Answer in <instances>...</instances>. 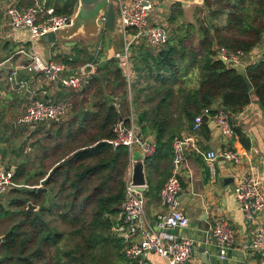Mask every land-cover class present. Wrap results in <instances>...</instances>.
<instances>
[{"label": "trees", "instance_id": "trees-1", "mask_svg": "<svg viewBox=\"0 0 264 264\" xmlns=\"http://www.w3.org/2000/svg\"><path fill=\"white\" fill-rule=\"evenodd\" d=\"M75 2L49 0L48 4L57 14H72ZM203 6L202 19L181 25L178 20L184 7L172 4L167 21L177 27L168 26V43L159 49L149 45L133 49L141 56L136 55L134 65L147 80L145 85L135 86L130 93L119 60H100L96 74L78 91L81 99L74 110L83 111L69 122L67 138L52 147L37 140L30 165H8L16 166L13 180L26 183L10 187V197L6 195L9 190L0 194V223L6 220L5 231L0 232V264L130 261L123 239L111 230L110 215L119 212L125 196L131 151L125 146L115 148L108 140L115 136L121 119L130 123L134 108L141 132L154 135L158 142L156 153L146 158L147 194L153 196L160 194L172 174L174 138L193 126L197 115H214L225 107L234 117L251 103L253 94L264 109V0H204ZM195 28L200 35L198 46L192 41ZM215 45L247 54L260 46L261 52L242 72L236 65L215 59ZM238 134L249 147L240 130ZM47 158H53L51 164L56 165L43 181L49 191L38 192L37 185L47 174ZM29 202L39 208L29 210ZM59 223L71 226L68 235Z\"/></svg>", "mask_w": 264, "mask_h": 264}, {"label": "built area", "instance_id": "built-area-1", "mask_svg": "<svg viewBox=\"0 0 264 264\" xmlns=\"http://www.w3.org/2000/svg\"><path fill=\"white\" fill-rule=\"evenodd\" d=\"M78 1V0H77ZM146 0H110L116 10V25L124 38L123 52L117 55L119 66L124 70L128 81L131 78L130 47L139 38H145L150 46L155 49L165 46L170 39V30L164 23L150 21L151 12L156 1ZM49 0H34L30 6L20 9L17 6H6L3 15L7 23L16 31H27L31 42H36L50 32H56L68 26L74 16L72 14H57L55 8L48 4ZM104 19V17H102ZM105 28V27H104ZM19 53L30 57L27 63H19L10 80H16L15 75L19 70L29 73L41 74L45 81L51 84L81 90L88 79L98 70L99 63L85 64L78 69H73L60 61H45L33 49H20ZM247 53L242 50H230L226 47H217L215 59L222 60L228 65H244ZM130 82V81H129ZM17 90L27 88L28 82L16 80ZM72 104L66 102H50L33 98L16 119L18 125H37L39 123L58 124L71 111ZM204 112L194 119V131L200 129ZM218 129L226 139L238 137L233 124V116L223 107H219L213 115ZM127 124L121 119L115 127V136L108 140L113 147H127L130 151L133 146L142 148L146 158L153 156L158 149V142L154 135H145L135 121L134 112L131 110ZM172 174L161 189L160 196L163 209L157 214L155 224L152 225L147 217V191L148 186L138 187L132 184L133 168L125 181V196L119 206V216L112 231L122 238L125 243V256L135 264H149L148 255L155 252L162 256L168 264H192V257L196 251V241L185 234L184 230L191 224V217L183 208L180 199L182 191L179 178L180 171L185 163L186 149L197 148L193 136H177L173 140ZM255 152H259L255 149ZM211 169L213 163L219 158L246 168L242 171L235 187L236 200L244 213L247 222L256 223L259 216L263 221L257 225L256 232L250 248L264 262V174L253 162V155L248 150L224 148L221 151L210 150L205 153ZM13 168H0V194L7 191L14 184ZM40 186V185H39ZM207 233L217 241L220 248V258L227 257L228 252L235 243L236 231L231 227L225 217H220L214 225H210Z\"/></svg>", "mask_w": 264, "mask_h": 264}, {"label": "crops", "instance_id": "crops-1", "mask_svg": "<svg viewBox=\"0 0 264 264\" xmlns=\"http://www.w3.org/2000/svg\"><path fill=\"white\" fill-rule=\"evenodd\" d=\"M24 1H28L29 4H25ZM30 1L31 0H0V46L3 45L2 49H0V118L2 123L8 121L11 118V115L14 112H10L12 109H21V111L23 110L22 112H24L26 106L33 98L50 102L68 101L72 105L73 101H78L81 99V96L78 92L79 90L77 91L70 89L59 84L48 83L41 74L29 73L26 70H19L15 75V78L16 80L22 79L28 82L27 88L23 90H17L14 84L16 80H10V76L19 63H27L30 61L29 56L19 53L20 49L24 48L29 50L34 48L45 61L52 60L64 62L67 66L73 69H78V67L92 62L99 63L100 60L103 61V59H118L117 55L123 52L124 49L123 36L119 31L114 33L112 30L110 31L112 32L109 38L110 41L108 39L109 43L105 45H103L102 41L100 40L101 42L96 44V46L89 45L83 47L78 43V39H75V44H70L68 41H57L55 43L45 42L42 38L36 42H31L29 40L27 31H16L7 23L2 10L4 7L9 5L24 9L31 5ZM75 3L76 10L78 1L76 0ZM203 4L204 3L200 4V6H203ZM202 17L195 13L193 18L195 21ZM163 18L165 20L167 17ZM226 19L227 15L222 17L221 22H226ZM166 23L167 22L165 21L164 25H167ZM98 36L99 34L95 37L96 41ZM85 37L86 36L84 35H79L77 38ZM142 45H149L145 38L136 39V41H134L130 47V63L132 71L131 78L129 80L130 82L128 84L129 90H131L130 93H132V89H134L135 86L141 87L147 83V80H145L144 76L136 72L134 65L135 57L138 55V53H133V49L136 51ZM150 48L153 47L150 46ZM260 52L261 47H256L251 53L247 54L245 57V63L248 65L254 62L259 57ZM138 57L141 56L138 55ZM6 61L8 62L6 65H4ZM236 66H238L242 72L246 68V66L242 64ZM145 94L146 92L141 93L140 98L143 99ZM130 98L132 99V94L130 95ZM82 111V109H78L76 112L73 110L71 120L74 118L75 113L80 114ZM205 115H207L208 118H204L199 130L194 131L191 126L185 128L182 133V135L195 137L197 146L196 149L192 147H188L186 149L185 163L179 174L182 191L185 193L186 199L188 200L187 204L182 206L191 217V224L187 229L184 230V232L186 235L195 239L197 245L199 246H204L207 243L217 246V241L211 235V233L206 232L205 228L207 225H214L220 217H225L228 219L231 227H233V229L236 231L234 243L235 250L242 252L241 256L230 253L229 264H264L259 255L253 252V250L250 248V244L254 238L257 225L263 221V216H259L256 223L247 222L234 194V187L246 166H235L234 164H231L227 161L218 159L213 163V171L208 160L205 158V153L210 150L221 151L224 148H233L242 151L246 149L251 155H253V162L264 174V109L257 99L255 101L252 100L242 112L236 114L233 117V124L237 130V133L239 130L243 133L249 144V147H246L243 144L239 134L237 138L231 140L226 139L218 129L213 115ZM134 116L135 121L140 126L135 108ZM2 117H5V120L2 119ZM1 124L0 131H6L7 124L2 126ZM54 125L39 123L37 125L21 126L31 127L34 130H37L36 135L39 136L41 135L42 131L47 132V136L43 138V143L46 146L48 145L52 147L56 141L62 142V140H65V138H67L66 133L68 132V129L72 127V125L68 123L67 125L63 126V129L60 131L59 129H56V126ZM11 127L16 128L14 121L12 122ZM51 129H54V132L52 131L53 133H48V131ZM58 130L60 131V135L55 136ZM2 138L6 137L0 133V144L1 141H3ZM38 139L39 138L36 140ZM27 149L28 151L26 158L30 160L26 164L30 165L33 161L35 148L34 146H30ZM255 149H257L259 152H255ZM1 155L0 168H8V165L2 166L4 163V157L3 154ZM132 157L133 156L131 152L129 167L125 173V181L130 173ZM1 158L3 159L1 160ZM49 161L50 158H47L45 163H49ZM55 165L56 163H53L48 167V169L46 168L47 174L45 177H43V179H41V183L39 184L40 186L45 187L43 185V181L47 178L48 174ZM11 168L15 170L16 166H12ZM146 174L148 179L149 173L147 168ZM39 185H37V187H39ZM47 189V191H49V188ZM146 209L149 222L154 225L157 214L163 209L160 194L157 196L147 194ZM118 216L119 212L110 215V219L113 223L112 228L118 219ZM206 238L207 243L202 241ZM148 260L149 264H168V262L162 256L155 252L149 253ZM191 263L206 264L204 263L203 259L197 255L196 251L193 254ZM117 264L135 263L133 261H128L125 258L123 261L117 262ZM209 264H222L221 258L219 257L217 262Z\"/></svg>", "mask_w": 264, "mask_h": 264}, {"label": "water", "instance_id": "water-1", "mask_svg": "<svg viewBox=\"0 0 264 264\" xmlns=\"http://www.w3.org/2000/svg\"><path fill=\"white\" fill-rule=\"evenodd\" d=\"M148 1H156L158 3H181L183 7L189 6L193 3H204V0H146ZM104 17V19L102 18ZM116 10L114 5L110 2V0H78V6L74 13V16L70 22V24L56 32H50L42 37L45 42L55 43L57 41H68L70 44H75L76 37L79 35L96 37L102 28H107L109 30H114L116 28ZM217 46H214L216 49ZM8 61L4 63L7 64ZM259 101V98L252 95V100ZM224 110L227 111L225 107ZM205 119L208 118L207 115L204 116ZM132 184L138 187L148 186V179L146 174V156L142 148L138 145L133 146L132 150ZM224 160L223 158H219ZM225 161V160H224ZM48 189L43 186L37 187L38 192L47 191ZM180 199L182 205H186L188 200L186 199V195L183 191L180 192ZM39 206H35L32 202L28 203L29 210H36ZM210 225H207L205 228L206 232L209 230ZM3 240V237H0V242ZM207 243V238L205 240ZM196 253L199 257H201L204 263H215L218 261L220 257V248L218 246L210 245L209 243L204 246L196 245ZM230 253L234 255H242V252H238L235 250V245L231 247L230 251L226 258L221 259L222 264H229Z\"/></svg>", "mask_w": 264, "mask_h": 264}, {"label": "rangeland", "instance_id": "rangeland-1", "mask_svg": "<svg viewBox=\"0 0 264 264\" xmlns=\"http://www.w3.org/2000/svg\"><path fill=\"white\" fill-rule=\"evenodd\" d=\"M24 3L29 4L28 1H24ZM200 4H202V3L197 2V3H193L189 6H185L183 8L184 9V15L181 17L182 19L178 20V24L180 23L181 25H187V23H189V22L196 23L197 20L194 21V18H193L194 14L197 13L200 15V17H202L204 15V12H205V8H203L204 6H202V5L200 6ZM170 7H172L171 4L155 2L154 8L151 12L150 21L152 22L153 20H155V21L160 22V23L161 22L165 23V21H166L167 22L166 23L167 28H168V26L170 29L176 28L177 26L175 27L173 23L171 24L172 26L168 23L167 18L165 20L163 18V17L168 16V14H169L168 10L170 9ZM202 18H200V19H202ZM198 25H197V27H198ZM110 31L111 30H108L107 28H102L100 33H99L97 41H96L95 37H90V36H86L85 38H77L76 37L75 39H78V43L81 44L83 47H86L89 45L90 46H96V44H98L101 41H102V44L105 45V44H108L110 41L109 38H110V35L112 34V32H110ZM112 31H114V33L118 32L119 31L118 26L116 25V28ZM193 33H194V35L192 37V41H193L195 46H198L199 45L198 43L200 40V35H199L198 31L196 30V28L194 29ZM100 35H102V36H100ZM114 35H116V34H114ZM108 39H109V41H108ZM73 41H76V40H73ZM2 47H3V45L0 46V49H2ZM0 58H1V55H0ZM76 104H77V101L76 102L73 101L72 109L68 113V115L57 125L53 124L54 126H56L55 127L56 129H60L59 127L63 128V126L67 125L71 121L72 112H73L74 108L76 107ZM22 111H21V109H19V110L12 109L10 111V112H13L11 115V118L4 123H2L1 118H0V124L2 123L1 126L7 124L6 131H3V130L0 131V133H2V135H4L6 137V138H2L3 141H1V144H0V157H2L1 154H3V157H4V163L2 164V166H4V165L7 166L9 164H17L20 167L23 164L25 165L30 160V159L26 158L27 157L26 156L27 151H28L27 148L30 146H33V144H35V143H38V141H40V139H42L41 142H43V138H45L47 136V132H45V131H42L41 135L39 136V135H36L37 130H34L31 127H25V126L22 127L21 125L16 124L17 116ZM2 119L5 120V117L4 118L2 117ZM13 121L16 124V128L11 127V124ZM54 129L49 130L48 133L52 132ZM41 130H44V129H41ZM37 138H39L38 141L36 140ZM2 159L3 158H1V160ZM52 160H53V158H52ZM52 160H50L49 163H47L48 167L51 165ZM25 183H26L25 180L14 181V184L11 185L10 187L11 188H13V187H24ZM8 190H7L8 192L6 193V195H8L10 197L11 196V190L10 189H8ZM90 209L91 208H89L88 211H90ZM90 216H91L90 214H87L86 220L88 219V221H89ZM4 222L6 223V220ZM3 223H0V232L5 231L4 229L6 226L2 225ZM59 225H60L61 229L65 230V232H67V235H68L69 234L68 230L71 229V226L68 223L67 224L59 223ZM0 237H3V236H0ZM69 242H71V241L68 240V243Z\"/></svg>", "mask_w": 264, "mask_h": 264}]
</instances>
